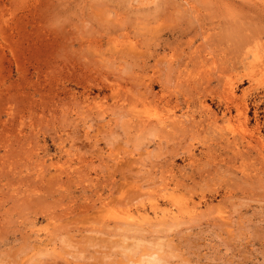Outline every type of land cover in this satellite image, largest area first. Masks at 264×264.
<instances>
[{"label":"rangeland","instance_id":"1","mask_svg":"<svg viewBox=\"0 0 264 264\" xmlns=\"http://www.w3.org/2000/svg\"><path fill=\"white\" fill-rule=\"evenodd\" d=\"M149 255L264 264V0H0V264Z\"/></svg>","mask_w":264,"mask_h":264},{"label":"bare ground","instance_id":"2","mask_svg":"<svg viewBox=\"0 0 264 264\" xmlns=\"http://www.w3.org/2000/svg\"><path fill=\"white\" fill-rule=\"evenodd\" d=\"M145 1H146V0H145ZM245 42H246V41H245ZM214 44H215V43H214ZM121 45H122V44H121ZM248 45H249V44H248ZM243 49H244V48H243ZM240 54H241V53H240ZM222 60H223V59H222ZM209 61H210V60H209ZM209 72H210V71H209ZM244 74H245V73H244ZM249 74H250V73H249ZM207 75H208V74H207ZM242 75H243V74H242ZM247 77H248V76H247ZM208 82H209V81H208ZM227 82H228V81H227ZM235 82H236V81H235ZM226 86H228V85H226ZM204 87H205V86H204ZM232 87H233V86H232ZM232 87H231V88H232ZM222 88H223V87H222ZM231 88H230V90L232 91ZM224 90H225V89H224ZM231 91H230V92H231ZM233 92H234V91H233ZM233 92H232V93H233ZM247 92H249V91H247ZM232 93H231V94H232ZM231 94H230V95H231ZM233 94L236 95L235 93H233ZM224 95H225V93H224ZM232 96H233V95H232ZM224 97H225V96H224ZM224 97H223V98H224ZM225 100H226V99H225ZM228 100H229V99H228ZM228 102H229V101H228ZM242 106H243V105H242ZM243 107H244V106H243ZM242 109H243V108H242ZM229 115H230V114H229ZM143 117H144V116H143ZM240 117H241V116H240ZM232 118H233V117H232ZM242 120H243V119H242ZM214 122H215V121H214ZM216 123H217V122H216ZM257 124H258V123H257ZM257 124H256V126H257ZM242 126H243V125H242ZM244 126H245V125H244ZM256 126H255V127H256ZM238 127H239V126H238ZM255 127H254V128H255ZM258 127H259V126H258ZM228 130H229V129H228ZM231 130H232V129H231ZM257 130H258V129H257ZM257 130H256V131H257ZM232 132H233V131H232ZM234 132H235V131H234ZM243 133H244V132H243ZM244 134H245V133H244ZM250 135H251V134H250ZM254 136H255V135H254ZM234 137H235V136H234ZM240 137H241V136H240ZM244 139H245V138H244ZM231 140H232V139H231ZM233 141H234V139H233ZM255 142H256V141H255ZM232 144H233V143H232ZM235 144H236V143H235ZM258 144H259V142H258ZM247 145H248V144H247ZM233 146H234V145H232V147H233ZM241 146H242V145H241ZM232 147H231V148H232ZM250 147H251V146H250ZM223 148H224V146L222 147V149H223ZM227 148H228V146H227ZM229 148H230V147H229ZM229 148H228V149H229ZM248 149H249V148H248ZM230 151H233V150L230 149ZM248 151H249V150H248ZM239 152H240V151H239ZM246 152H247V151H245V153H246ZM254 152H255V151H254ZM230 153H231V152H230ZM255 153H256V152H255ZM239 154H240V153H239ZM262 154H263V153H262ZM230 156H231V155H230ZM243 156H245V154H244ZM243 156H242V157H243ZM262 156H263V155H262ZM193 157H194V156H193ZM233 157H234V155H233ZM252 157H254V156H252ZM231 158H232V157H231ZM231 158H230V159H231ZM245 158H246V157H245ZM249 158H250V157H249ZM255 159H256V157H255ZM255 159H254V160H255ZM258 159H259V158H258ZM223 160H224V159H223ZM256 160H257V159H256ZM226 161H227V160H226ZM258 161H259V160H258ZM246 162H247V161H246ZM227 163H228V162H227ZM244 167H245V166H244ZM262 167H263V166H262ZM238 171H239V170H238ZM254 172H256V171H254ZM248 183H249V182H248ZM167 195H168V194H167ZM193 207H194V206H193ZM176 208H177V207H176ZM189 209H190V208H189ZM197 210H198V209H197ZM198 211H199V210H198ZM154 214L156 215L157 212H155ZM189 214H190V213H189ZM198 214H199V213H198ZM163 215H164V216H168V213H163ZM190 215H191V214H190ZM127 216H128V215H127ZM192 218H193V217H192ZM180 219H181V218H180ZM183 220H184V219H183ZM126 224H127V223H126ZM119 225H120V224H119ZM127 225H128V224H127ZM120 226H121V225H120ZM164 227H165V226H164ZM121 228H122V227H121ZM127 228L129 229V227H127ZM153 228H154V226H153ZM128 229H127V231H128ZM125 230H126V229H125ZM130 231H131V230H130ZM130 231H129V232H130ZM131 232H132V231H131ZM125 233H126V231H125ZM145 233H146V231H145ZM153 233H154V232H153ZM131 234H132V233H131ZM135 234H136V233H135ZM151 235H152V234H151ZM146 256H147V255H146ZM149 256H150V255H149ZM151 257H152V256H150V258H151ZM153 257H154V256H153ZM153 257H152V258H153ZM155 257H156V256H155ZM150 258H149V259H150ZM159 259H160V258H159ZM150 260L152 261L153 264H159L157 260L154 261V258H153V259H150ZM162 262H163V261H162ZM149 263H150V261H149ZM152 263H150V264H152ZM135 264H136V263H135ZM142 264H143V263H142Z\"/></svg>","mask_w":264,"mask_h":264}]
</instances>
